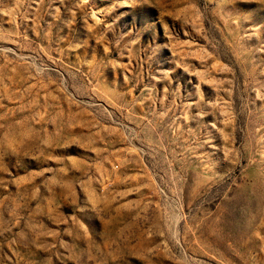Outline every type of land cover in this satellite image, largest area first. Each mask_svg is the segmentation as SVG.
I'll return each instance as SVG.
<instances>
[{"label": "rangeland", "instance_id": "rangeland-1", "mask_svg": "<svg viewBox=\"0 0 264 264\" xmlns=\"http://www.w3.org/2000/svg\"><path fill=\"white\" fill-rule=\"evenodd\" d=\"M0 264H264V0H0Z\"/></svg>", "mask_w": 264, "mask_h": 264}]
</instances>
